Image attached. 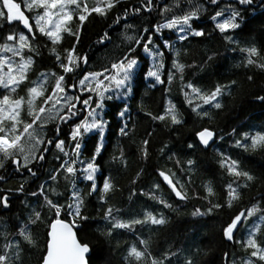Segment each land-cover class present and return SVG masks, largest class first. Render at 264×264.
<instances>
[{"label":"trees","instance_id":"16d2710c","mask_svg":"<svg viewBox=\"0 0 264 264\" xmlns=\"http://www.w3.org/2000/svg\"><path fill=\"white\" fill-rule=\"evenodd\" d=\"M15 2L19 3L21 0ZM89 2L91 3V0ZM146 3L147 0L143 3L142 0H120L106 17L96 14L89 17L81 29V38L77 46L79 54H87L89 57L88 64L82 65L83 71L99 70L102 66H106L110 59L119 58L128 47L122 39V34L125 32L139 37L145 27L151 28L152 25L171 19L173 15H182L197 3L202 5V10L199 16L191 21V26L195 29H203L205 35L201 37L187 35L186 40H178L168 49L162 46L159 36L155 34L154 29H151L154 34L153 41L164 53V68L161 71V79L164 83L157 85H152L151 81L147 80L149 61L143 54L142 47L131 45L137 49L136 58L139 61V68L133 81V92L126 100L115 98L106 102L103 117L108 124L104 134V148L102 155L96 160L99 166L96 174L97 185L102 187L103 179L110 177L116 185V190L106 197L107 203H105L99 199V191L87 195L91 182L76 180L77 176H75L73 180L74 182L76 180V185L85 199L82 212L89 219L86 222L77 221V224L82 226L74 230L78 238L90 245L89 264H124L122 257L130 245L135 243L138 247H143L138 243L140 239H150V251L155 256H161L164 252L175 253L174 256L168 257L165 264H168L169 260L171 264H184L185 258L193 254L198 264H241L243 259L248 258V254L236 241L246 239L248 226L258 221L259 214L240 226L233 241H227L221 229L232 216L256 200H260L264 207V150L246 152L235 145V141L240 139V134L243 132L264 131V103L256 99L257 96L264 95V70L256 66L245 67L246 53L241 51L242 48L255 45L264 55V4L247 5L244 8L237 0H217L216 5H212L209 0H180L181 7H173L170 12H162L165 5L172 6L173 0H152L151 8H147ZM229 5L240 11L241 17L238 18L240 27L221 33L215 28V22L211 17L217 11L229 12ZM134 7L141 8V12L133 13L131 9ZM125 9H128V16L123 15ZM25 14L32 15L27 11ZM117 16H120L118 24L113 23ZM125 24L134 27L126 30ZM2 29L0 28V33ZM105 31L108 32L110 39L103 45L98 44L97 41ZM225 35L232 36L233 40H225ZM163 36L173 37L166 30ZM73 42L74 38L65 34L57 50L63 53V49L70 47ZM36 43L40 45L41 56H33L35 64L29 74L31 80H35L40 71L47 69L59 71L55 57L48 51L52 47L51 42L37 34ZM177 50L180 51L179 61L189 66L183 73L184 83L191 81L207 92L214 89L217 84L230 85L231 81H236L234 86H230L219 97L223 105L222 109L203 105V111L209 112L211 119L197 116L192 111L194 104L199 101H194L193 106L186 103L181 91L179 73L171 83L167 80L168 70L175 71L172 69V59ZM24 54L29 55L27 50ZM248 76H252L253 79L248 80ZM69 82H73V79L70 78ZM0 90V95L4 94L1 88ZM18 93L24 95L23 88L18 89ZM79 95L81 98L87 96V94ZM169 101L181 114L183 121L181 124L174 125L170 121L152 120L147 116L146 113L149 111L153 115L163 114ZM125 104L128 105V112L126 117L121 118L118 112ZM77 107L81 105L78 103ZM85 114L83 112L78 118L73 117L71 121L60 123L58 133H55L53 124L45 128L47 137L52 138L55 133L65 141L67 157L60 153L54 144H43L40 145L41 149L48 148L45 153L46 158L29 164V167L37 173L36 176H31L23 169L22 160L17 166L6 161V167L0 168V176L5 177L0 181V190H12L9 207L7 209L0 207V252L3 251L2 245L8 241L19 243L23 252L17 264H41V258L46 252L49 230L47 225L55 219V215L50 214L47 207H42L44 195L40 194V186H44V193L55 202L65 205L71 202L73 184L64 179L62 170L55 173L54 169L59 168L65 160L71 159L70 153L74 147L70 139L71 127L79 119H83ZM125 123H127L128 135L121 136L119 128ZM204 127L216 133L214 142L207 148L198 144L195 135ZM233 129L236 130L235 134ZM145 139L149 141L147 157L142 156L140 151L141 142ZM96 140H99L97 132L87 135L82 144L81 158L90 159L93 143ZM189 144L192 145L191 148L188 147ZM121 152L124 162L112 159L114 155L119 157ZM220 154L239 160L240 167L249 171L256 179L248 188L243 189V199L234 207L225 206L212 213H206V209L210 206L209 200L212 203H224L226 197L224 186L233 179L226 169L220 167ZM57 156L60 158L56 159ZM188 159L194 161L191 168L186 163ZM177 161L180 163L177 164ZM18 167L19 171H17ZM157 170H171L175 173V179L184 185L189 199L177 198L162 182ZM138 172L140 175L137 177ZM52 174L58 176L57 181L49 179ZM209 181L217 195L204 199L206 193L202 185ZM240 183H243V180ZM21 184L24 186V191L16 192L15 189ZM154 184H159L160 189H155ZM52 188L56 189L58 195H53L50 190ZM33 192H37V196H32ZM153 193L172 207L165 208L158 200L151 199ZM109 206L118 210L114 215L122 220L142 218L146 209L157 214L163 213L167 223L135 225L131 230L116 229L110 238H106L100 235L98 229L104 230L110 226L102 219L104 210ZM196 208L206 214L193 216L192 212ZM33 209L41 211L45 221L29 225L36 239L35 247L27 246L18 235L19 227L27 223ZM61 218L72 219L65 217L63 212ZM262 236H264V224L258 237ZM117 242L120 244L119 248L116 247ZM197 249L200 251L197 252Z\"/></svg>","mask_w":264,"mask_h":264},{"label":"snow or ice","instance_id":"6c2138e0","mask_svg":"<svg viewBox=\"0 0 264 264\" xmlns=\"http://www.w3.org/2000/svg\"><path fill=\"white\" fill-rule=\"evenodd\" d=\"M144 0H142V3ZM212 5L217 4V0H209ZM239 5L251 6L253 0H237ZM120 0H2L0 2V21L12 25L13 22H18L23 26V30H9L7 34L0 37L3 43H0V88L4 89V94L0 95V168L6 167V161L14 165H19L23 161V169L28 171L31 176H36L29 164L33 161H43L48 148H40L43 144H54L55 148L63 153L65 157L68 152L65 151V141L61 140L58 135L60 131V123L71 121L73 117H79L83 112H87L83 119H79L74 123L70 131V139L74 143L72 152L74 157L65 160L59 165V168L54 169L55 173L61 170L64 174V179L73 184L71 202L68 204H60L50 199L44 193V186H40V194L44 195V205L47 207L50 214L55 215L50 224L47 225L46 254L41 258V264H89V255L91 252L90 245L78 238L74 228H79L82 225L77 224V221L86 222L89 217L84 215L82 209L85 207V199L80 191L76 190L73 178L78 174H82L84 180L91 182L87 195L99 191V199L107 203L106 197L116 190V185L110 177L103 179L102 187L96 183V174L99 171V166L96 163L97 158L102 155L104 148V134L107 121L102 119L101 113L105 108L106 102L111 101L120 96L129 97L133 92V81L136 77V69L139 66V61L136 58L137 49L132 47V44L139 45L143 51L152 58V64L146 73L147 77L154 78L158 84H163L161 79V69L164 68V53L160 51V46L153 47L154 34L151 29L159 33L162 29H176L179 33L178 39L183 41L188 35L201 37L205 35L203 29H195L191 26V21L199 16L202 10V5L195 4L189 11H185L182 15H173L171 19H166L164 23H157L150 27H145L143 33L136 37L128 35L126 32L122 34V39L128 44L127 50L116 59H110L106 66H102L99 70L83 71L82 65H87L89 57L87 54L81 55L77 51V46L81 38V29L85 22L93 14L106 17L108 13L114 9ZM147 8L152 7V0H147ZM181 7L180 0H173L172 6L165 5L162 12H170L172 8ZM230 15L226 18L222 11H217L211 17L215 23V28L221 33H227L229 30H234L240 27L237 19L241 17L240 11L229 5ZM25 11L32 14L26 15ZM133 13H140L141 8L134 7L131 9ZM124 16H128V9H125ZM31 20V22H30ZM75 21V27L73 23ZM120 16H117L113 23H119ZM3 24L0 23V28ZM111 27V26H110ZM134 27L130 24H125V29ZM26 30V31H25ZM37 34L40 37L46 38L51 42L52 47L48 49L49 54L55 57V63L58 65L59 71L47 69L37 73L36 79H29V74L33 70L35 60L33 56H41L39 51L40 45L36 43ZM68 37L74 38V42L70 47L64 48L63 53L57 50V46ZM147 34V35H144ZM109 34L107 31L99 38L98 44L103 45L108 41ZM225 40L232 41L230 35L224 36ZM45 46H47L45 44ZM163 47L171 48L169 40L163 41ZM27 50L29 55L25 56L24 51ZM246 53L244 66H256L260 70H264V55L255 45L241 49ZM10 54V55H8ZM180 51H175L172 59V71L168 70L167 80L169 83L179 73L181 81V91H183L185 101L192 107V111L200 117H208L211 119L209 112L203 111V105H209L215 109H222L223 105L219 100L225 90L230 86H234L236 81H231L228 84H217L211 91H204L197 87L191 81L184 83L185 64L178 59ZM19 58L18 60L15 58ZM211 59V57H209ZM73 82H69V79ZM252 76H248V80H252ZM23 88L24 95L18 93V89ZM69 89H77L79 93H86V98H81L79 94H70ZM187 89V90H185ZM256 99L264 103V95L257 96ZM81 107H77V104ZM94 105V107H93ZM128 112V105L125 104L123 109L118 112L119 117L123 118ZM152 120L170 121L171 124H181V114L176 109V106L170 101L165 107L163 114L153 115L152 112H147ZM53 124L55 133L52 138L45 134V128ZM94 131L99 133V140L94 141L92 155L89 160L84 162L86 166L83 169H78V157L82 154V144L89 133ZM236 130L233 129V134ZM121 136H127V123L119 128ZM199 143L207 147L210 141H213L215 133L208 127L196 132ZM147 139L141 142L142 156L147 157L148 145ZM237 147L243 148L244 151L256 152L264 150V131L255 133L243 132L240 134V139L235 141ZM192 147L191 144L188 145ZM163 151V149H161ZM39 153V154H38ZM60 157L57 156L56 159ZM113 160L123 161V152L120 156H113ZM172 159V157H169ZM180 162L177 161V164ZM189 168L194 164V161L188 159L186 161ZM220 167L226 169L227 173L233 178L224 187L226 188V197L224 203H212L209 200L210 206L206 209V213H212L214 210H219L222 207L232 208L241 199H243V189L250 186L256 177L249 171L243 170L240 167V161L226 157L220 154ZM126 164V162H125ZM19 167L17 171H19ZM140 173H137V177ZM159 176L168 185L171 191L180 200H188L189 196L184 185L180 184L175 179V173L171 170H160ZM5 177L0 176V181ZM52 181H57L58 176L52 174L49 176ZM243 180V183L240 181ZM134 182V181H133ZM206 195L204 199L215 197L217 194L211 182H205L203 185ZM153 187L160 189L159 184H154ZM53 195H58L55 188L50 189ZM16 192H23L24 186L20 185L15 189ZM12 190H0V207L7 209L9 207L10 194ZM32 196H37V192L31 193ZM151 199L158 200L165 208H171L164 199L157 197L155 193L151 194ZM65 217H71V220L62 219L61 213ZM118 212L112 206L107 207L102 219L110 225L104 230H99L100 235L110 238L116 229L131 230L135 225L152 224L164 225L167 223V218L163 213H154L144 210L142 218H133L131 220H122L114 215ZM199 208L192 212L193 216L204 215ZM259 214L260 223H252V227L248 232L246 239L236 241L240 243L248 254V258L243 259L241 264H264V241L257 238L261 232V224H264V207L260 200L251 203L250 206L241 209L222 227V235L227 241H233L236 231L244 222H249ZM42 212L33 209L28 217L27 223L21 225L18 229V235L26 243L27 246H36V239L29 225L44 223ZM139 245L133 243L127 248L126 254L122 257L124 264H165L170 255L175 253L164 252L161 256L153 255L150 251V239H140ZM120 247L119 242L116 245ZM3 251L0 252V264H17L21 260L23 248L19 243L8 241L2 245ZM200 250L197 249V252ZM227 255V253H225ZM252 258H256L253 260ZM171 264V261H168ZM184 264H198L194 259V254L185 258Z\"/></svg>","mask_w":264,"mask_h":264},{"label":"rangeland","instance_id":"374dc122","mask_svg":"<svg viewBox=\"0 0 264 264\" xmlns=\"http://www.w3.org/2000/svg\"><path fill=\"white\" fill-rule=\"evenodd\" d=\"M228 15H230V14H223V16L226 18ZM219 17L217 18V21H214L215 23L216 22H218L219 21ZM237 23H238V19H237ZM164 30H166L167 32H168V34H171L173 37L172 38H166V37H164L163 36V32H164ZM154 32H155V30H154ZM155 34H157L158 36H159V39L162 41V43H163V41L164 40H169L170 42H171V45H173L176 41H178L179 39H178V36L181 34V33H179V30H178V28H176V29H162L159 33H156L155 32ZM185 35H188L187 33H185ZM157 46V44H155V42L153 41V47L155 48ZM169 49V48H168ZM143 50V49H142ZM160 51H161V49H160ZM143 54L144 55H146L147 57H148V61H149V65H148V68L150 67V65L152 64V58L151 57H149L148 56V54L147 53H145L144 51H143ZM10 55V54H9ZM138 68H139V66L137 67V69H136V71L138 70ZM147 68V69H148ZM161 71H162V69H161ZM147 80H149V81H151V84L152 85H157L158 83H156L155 82V80H154V78H151V77H147ZM70 90H73V92H75V93H79L78 92V90L77 89H70ZM71 93V92H70ZM79 94H86V93H79ZM116 99H123V100H126L127 99V97H125V96H120V97H118V98H116ZM93 107H94V105H93ZM104 111H105V108H104V110H103V113H101V116H102V119H104V117H103V114H104ZM85 113L87 114V112L85 111ZM85 114V115H86ZM126 115H127V113H126ZM126 115L124 116V117H126ZM105 120V119H104ZM105 130H106V128H105ZM94 132H96V131H94ZM98 133V132H97ZM90 134V133H89ZM98 136H99V133H98ZM70 158L72 159V158H76V157H74V155H73V152L71 151V153H70ZM87 160H85V159H83V158H81L80 156L78 157V163L76 164V167L78 168V169H83L85 166H86V164L84 163V162H86ZM98 173V172H97ZM78 179H82V180H84V178H83V175L82 174H78L77 175V179L76 180H78ZM76 180H75V188H76V190H78L79 191V189H78V186L76 185ZM85 181V180H84ZM72 190H73V186L71 187V195H72ZM255 223H260V221H259V219H258V221L257 222H255ZM252 225V224H251ZM263 224H261V226H262ZM251 227L252 226H248V228H247V230H250L251 229ZM258 235H259V233H258ZM257 238L259 239V240H263L264 239V236H262V237H258L257 236ZM264 241V240H263Z\"/></svg>","mask_w":264,"mask_h":264},{"label":"flooded vegetation","instance_id":"af4514ba","mask_svg":"<svg viewBox=\"0 0 264 264\" xmlns=\"http://www.w3.org/2000/svg\"><path fill=\"white\" fill-rule=\"evenodd\" d=\"M255 3V4H254ZM264 4V0H256L255 2L253 1L252 5L258 6V5H263ZM241 6V5H240ZM244 8L247 7V5H242ZM0 23L3 24V29L0 33V37H2L3 35L7 34V32L9 30H23L22 26L18 24V22H13L12 25L7 24L6 22L0 21ZM3 39H0V43H3ZM70 92L72 94H74L73 90H70ZM17 166V165H14Z\"/></svg>","mask_w":264,"mask_h":264},{"label":"water","instance_id":"95a60500","mask_svg":"<svg viewBox=\"0 0 264 264\" xmlns=\"http://www.w3.org/2000/svg\"><path fill=\"white\" fill-rule=\"evenodd\" d=\"M22 26V25H21ZM22 28H23V26H22ZM214 132V131H213ZM215 133V132H214ZM215 136H216V133H215ZM215 136H214V139H213V141H210V143H209V145L207 146V147H210L211 145H212V143L214 142V140H215ZM196 140H197V142H198V144L201 146V147H203V148H207V147H205L204 145H202V144H200L199 143V140H198V137L196 136ZM158 175H159V171H158ZM160 177V176H159ZM161 178V180H162V182L167 186V188L168 189H170L169 187H168V185L163 181V178L162 177H160ZM171 190V189H170ZM175 195V194H174ZM178 198V197H177ZM49 231V230H48ZM75 231V230H74ZM45 254H46V252H45Z\"/></svg>","mask_w":264,"mask_h":264},{"label":"bare ground","instance_id":"6f19581e","mask_svg":"<svg viewBox=\"0 0 264 264\" xmlns=\"http://www.w3.org/2000/svg\"><path fill=\"white\" fill-rule=\"evenodd\" d=\"M158 171V170H157ZM243 238H245V237H243ZM241 261V260H240Z\"/></svg>","mask_w":264,"mask_h":264}]
</instances>
